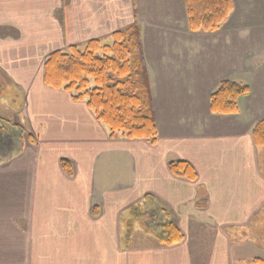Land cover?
<instances>
[{
	"label": "crops",
	"instance_id": "obj_1",
	"mask_svg": "<svg viewBox=\"0 0 264 264\" xmlns=\"http://www.w3.org/2000/svg\"><path fill=\"white\" fill-rule=\"evenodd\" d=\"M232 2L218 31L193 33L185 0H0V83L18 86L35 134L34 146L0 156L9 158L0 163V264H264V236L249 231L264 212V149L252 140L264 121V0ZM134 23L154 145L109 140L84 102L43 84L50 54L93 40L111 45ZM222 80L250 87L236 115L209 111ZM62 159L73 164L71 178ZM169 160L188 163L196 180L173 176ZM147 195L155 202L147 211L164 207L179 244L159 246L148 234L123 247L124 211ZM144 217L156 232L155 216Z\"/></svg>",
	"mask_w": 264,
	"mask_h": 264
},
{
	"label": "trees",
	"instance_id": "obj_2",
	"mask_svg": "<svg viewBox=\"0 0 264 264\" xmlns=\"http://www.w3.org/2000/svg\"><path fill=\"white\" fill-rule=\"evenodd\" d=\"M185 9L190 32L214 33L232 13L233 2L185 0ZM111 37V45H102L93 40L82 50L71 47L68 53L56 51L50 54L43 65V84L50 89L69 93L75 102H84L97 122L108 130L109 140H143L154 145L157 126L149 73L142 55L140 28L134 23ZM250 91L248 85L222 80L210 95V113L217 116L236 115L239 99ZM23 133L25 129L22 126L10 125L0 119V144L3 149L11 151L12 157L24 145ZM27 137L34 146V138L30 134ZM252 140L257 148L264 149V121L254 124ZM8 160V157L1 158L0 163L4 165ZM60 166L67 177L73 176V164L69 160L62 159ZM168 169L177 178L196 180L194 169L186 162L169 160ZM261 173L264 176V159ZM152 198L147 195L140 203L129 208L131 219L124 221L121 241L125 249H129L133 243L134 218L143 220L147 212L155 216L153 220L158 230L153 231L148 221H142V225L144 223L146 234H153L157 245L170 247L183 240L175 223L166 219L168 213L163 206L158 205L154 211H147L149 204H155ZM253 263L262 264L257 259Z\"/></svg>",
	"mask_w": 264,
	"mask_h": 264
},
{
	"label": "rangeland",
	"instance_id": "obj_3",
	"mask_svg": "<svg viewBox=\"0 0 264 264\" xmlns=\"http://www.w3.org/2000/svg\"><path fill=\"white\" fill-rule=\"evenodd\" d=\"M68 53V52H67ZM4 80V79H3ZM5 81V83H4ZM1 82V89H0V119H2L4 122H7L8 124L12 125H20L25 129V133H23V142L24 146L27 147L31 145V143L28 141V135L30 134L33 138H35V134L27 128V122L25 121V112L24 109L27 104H25L24 98L22 99L19 92H18V86H15L13 84H8L7 80H4ZM32 103L29 100V106ZM14 113L18 114L19 116L15 115ZM22 114V116H21ZM29 125V124H28ZM7 145V142L5 143ZM9 144V143H8ZM33 146V145H32ZM9 153V150H5L2 148V144H0V156H7ZM101 163H96V168L98 171H103V165L106 160H104ZM169 159H172L169 158ZM108 160L106 169L109 166ZM124 162L120 159V162ZM129 165L131 167V160L129 162ZM140 203V202H139ZM138 204V203H136ZM131 219V216L129 215L128 211H124L123 216V224L125 220ZM133 220V219H132ZM142 219L137 218L133 220L134 223V230H133V241H142L144 238H147L148 234L145 233V228L142 225ZM124 231V227H123ZM249 231H251L252 236L254 238H259V236H264V212L257 214L255 221L253 222L252 226L249 228ZM238 238V236H236ZM264 246V243H263Z\"/></svg>",
	"mask_w": 264,
	"mask_h": 264
}]
</instances>
